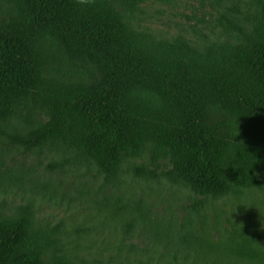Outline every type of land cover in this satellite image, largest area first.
Instances as JSON below:
<instances>
[{
  "label": "trees",
  "instance_id": "16d2710c",
  "mask_svg": "<svg viewBox=\"0 0 264 264\" xmlns=\"http://www.w3.org/2000/svg\"><path fill=\"white\" fill-rule=\"evenodd\" d=\"M146 1L0 0V133L62 152V167L94 163L107 180L150 154L156 167L135 176H157L161 160L169 181L201 194L263 190L264 0H199L222 31L199 42L137 29ZM14 178L0 160V183ZM59 234L36 226L31 203L0 211V264H76L55 252ZM251 245L236 255L261 261Z\"/></svg>",
  "mask_w": 264,
  "mask_h": 264
},
{
  "label": "rangeland",
  "instance_id": "374dc122",
  "mask_svg": "<svg viewBox=\"0 0 264 264\" xmlns=\"http://www.w3.org/2000/svg\"><path fill=\"white\" fill-rule=\"evenodd\" d=\"M141 8L132 23L159 37L183 35L198 42L221 37L217 11L199 0H147ZM66 157L56 151H25L0 133L2 170L19 177L0 183V211L31 203L36 226L59 227L55 252L73 263L264 264V189L201 194L181 181H169L161 160L157 176H135L136 166L156 167L150 154L122 165L114 180H107L94 163L60 166ZM117 197L130 205L126 212L107 206V198ZM248 240L261 261L236 255Z\"/></svg>",
  "mask_w": 264,
  "mask_h": 264
},
{
  "label": "clouds",
  "instance_id": "9594fccd",
  "mask_svg": "<svg viewBox=\"0 0 264 264\" xmlns=\"http://www.w3.org/2000/svg\"><path fill=\"white\" fill-rule=\"evenodd\" d=\"M89 0H78L79 4H87Z\"/></svg>",
  "mask_w": 264,
  "mask_h": 264
}]
</instances>
